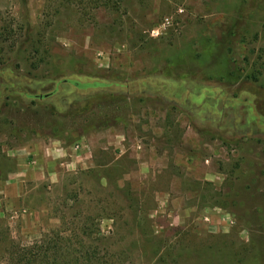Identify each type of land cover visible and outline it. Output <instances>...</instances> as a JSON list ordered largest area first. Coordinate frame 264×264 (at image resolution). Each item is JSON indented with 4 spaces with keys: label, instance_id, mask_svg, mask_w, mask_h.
<instances>
[{
    "label": "rangeland",
    "instance_id": "1",
    "mask_svg": "<svg viewBox=\"0 0 264 264\" xmlns=\"http://www.w3.org/2000/svg\"><path fill=\"white\" fill-rule=\"evenodd\" d=\"M0 189V264H264V0H0Z\"/></svg>",
    "mask_w": 264,
    "mask_h": 264
},
{
    "label": "trees",
    "instance_id": "2",
    "mask_svg": "<svg viewBox=\"0 0 264 264\" xmlns=\"http://www.w3.org/2000/svg\"><path fill=\"white\" fill-rule=\"evenodd\" d=\"M79 238L77 234L69 237L62 230H57L45 235L32 246H21L12 241L8 243V247L11 249L4 250V252L10 253L2 258L7 264H122L115 262L114 255H101L100 252L91 249L84 252L71 250L74 240ZM79 240L81 244L93 248L92 244L86 243L82 239Z\"/></svg>",
    "mask_w": 264,
    "mask_h": 264
},
{
    "label": "water",
    "instance_id": "3",
    "mask_svg": "<svg viewBox=\"0 0 264 264\" xmlns=\"http://www.w3.org/2000/svg\"><path fill=\"white\" fill-rule=\"evenodd\" d=\"M63 83H71V84H74V86H76V87L78 86V83L74 82L73 80H64ZM52 95H53V93L45 95V96H39L38 98L39 99H45V98H48V97H50Z\"/></svg>",
    "mask_w": 264,
    "mask_h": 264
},
{
    "label": "crops",
    "instance_id": "4",
    "mask_svg": "<svg viewBox=\"0 0 264 264\" xmlns=\"http://www.w3.org/2000/svg\"><path fill=\"white\" fill-rule=\"evenodd\" d=\"M1 190V189H0ZM1 193H5V191H1Z\"/></svg>",
    "mask_w": 264,
    "mask_h": 264
}]
</instances>
